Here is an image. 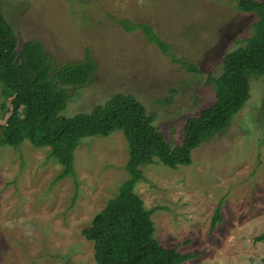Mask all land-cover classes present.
Masks as SVG:
<instances>
[{
	"label": "rangeland",
	"instance_id": "374dc122",
	"mask_svg": "<svg viewBox=\"0 0 264 264\" xmlns=\"http://www.w3.org/2000/svg\"><path fill=\"white\" fill-rule=\"evenodd\" d=\"M0 10L19 50L40 41L56 67L92 52L98 70L87 86L66 88L64 116L132 95L173 147L184 141L187 121L214 103L209 80L222 75L226 55L245 45L258 21L232 0H0ZM122 21L152 27L168 52ZM10 111L0 87V125ZM49 155L29 141L0 148V264H97L82 232L128 180L127 140L122 132L83 140L75 175L63 180ZM144 174L136 193L148 210L164 208L153 216L156 238L197 255L186 264H263L264 242L255 238L264 235V77L252 80L230 127L193 152L192 165L156 163ZM219 207L222 221L211 231Z\"/></svg>",
	"mask_w": 264,
	"mask_h": 264
},
{
	"label": "trees",
	"instance_id": "16d2710c",
	"mask_svg": "<svg viewBox=\"0 0 264 264\" xmlns=\"http://www.w3.org/2000/svg\"><path fill=\"white\" fill-rule=\"evenodd\" d=\"M232 1L240 12L258 16L254 32L244 46L226 55L222 75L209 80L215 91L214 103L187 121L185 139L175 147L155 125V116L132 95L118 94L91 113L64 116L70 100L66 88L87 86L98 70L92 52L88 50L81 62L56 67L40 41H29L19 50L18 36L0 10L2 109L9 113L11 107L6 124L0 125V148L19 149L29 141L37 149H49L50 158L63 167L59 176L63 180L75 175V155L83 140L107 138L115 132H122L127 140L128 180L92 226L82 232L94 244L97 264H186L197 257L157 240L153 216L164 208L148 210L136 187L146 181L145 167L161 163L176 170L192 165L193 152L230 127L251 98L252 80L264 77V2ZM122 24L128 31L141 29L150 42L168 52L169 47L155 36L152 27L133 26L128 21ZM189 69L196 71L194 65ZM221 221L219 207L211 231ZM255 241L264 242V235Z\"/></svg>",
	"mask_w": 264,
	"mask_h": 264
}]
</instances>
